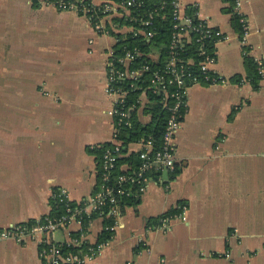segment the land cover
I'll list each match as a JSON object with an SVG mask.
<instances>
[{
	"label": "crops",
	"instance_id": "crops-1",
	"mask_svg": "<svg viewBox=\"0 0 264 264\" xmlns=\"http://www.w3.org/2000/svg\"><path fill=\"white\" fill-rule=\"evenodd\" d=\"M179 1L231 36L215 45L213 70L232 83L189 87L175 173L149 177L139 203L118 209L112 238L88 264H264V78L255 89L232 81L246 76L244 54L264 61V0H243L252 30L246 46L229 1ZM113 44L75 11L0 0V228L51 213L54 188L66 189L74 203L92 195L98 161L90 147L112 140L105 82ZM136 150L130 143L122 156ZM181 203L186 220L153 228ZM102 228L95 218L81 237L71 223L53 239H77L83 248ZM41 248L33 240L0 241V264H42Z\"/></svg>",
	"mask_w": 264,
	"mask_h": 264
},
{
	"label": "built area",
	"instance_id": "built-area-1",
	"mask_svg": "<svg viewBox=\"0 0 264 264\" xmlns=\"http://www.w3.org/2000/svg\"><path fill=\"white\" fill-rule=\"evenodd\" d=\"M42 2L53 5L58 10H72L81 13L91 23L94 31L98 35L111 37L114 41L113 46L107 51L106 60V82L105 93L110 98V108L108 114L113 122L112 130V148L106 149L101 160V177L107 180L110 170L114 167L117 158L123 155L121 143L117 140V133L123 124L128 123L130 112L133 110L141 111L147 104V91H152L161 96V103L168 112V118L163 134V143L159 150L154 151L153 143L150 139H141L135 143L137 146L136 153L139 154L141 164L138 170L133 171L131 175L120 176V183H130L138 185L136 192L141 195L146 189L149 178L146 176L149 172L169 171L172 172L175 165V135L180 127L183 113L186 111L187 91L190 86L195 84L205 85H227L232 83L231 80L220 75L213 70L217 61V54L214 50L215 45L219 42L227 41L230 35L224 33L218 28L212 27L205 19L199 16L197 7L193 5L183 6L179 0H172V34L168 46L169 59L159 69H155L150 77L149 83L140 86L138 83L141 77L147 71L151 70L149 63H143L138 67H130L138 57L148 58L150 62L158 61V51L152 49L146 53L139 50L133 52L126 51L122 55L115 53V45L118 42V34L124 36L143 35L146 40L152 36V32H143L141 27H135L130 22L134 20L131 16V6L134 0H126L123 3L114 0H91L92 8L78 5L74 2L65 3L61 0H41ZM231 15L239 16L240 32L236 33L239 42L246 46L247 40L252 33L248 18L243 12V0H231ZM99 7L101 15L92 13V9ZM123 18L124 22L117 24L113 18ZM93 20V23H92ZM140 24L149 25V21H141ZM193 34V40H192ZM195 41L197 43L196 53L198 56L197 67L200 75H194L191 72L194 60L192 57L179 58L177 52L184 45ZM259 80L264 78V61L256 58L254 60ZM172 83L175 86L173 91L167 89V84ZM250 83L243 77L235 84ZM139 91L137 99L131 103H126V97L129 91ZM94 146H91V148ZM123 194V190H119ZM127 195L130 191L126 192ZM51 199L62 203L65 214L59 218H54L46 214L34 223L10 224L0 228V241L13 240L18 243H25L27 240L37 241L41 245L39 256L42 264H88L98 256L107 245L109 240L103 242L89 243L78 251L63 253L61 244L53 239L54 232L59 229L68 227L71 223L80 225V236L83 237L87 226L92 222L88 219L86 228L82 226L83 215L90 216L91 213L99 212L106 202L112 203L108 215L116 218L114 224L106 229L113 231L117 224L119 211L113 189L103 187L95 194L80 203H73L66 189L54 188L51 192ZM178 213L162 214L158 219V224L153 228L165 229L174 219L186 220V206L180 204L177 206ZM112 238V237H111ZM80 240H73L72 245L79 243ZM75 245V244H74ZM127 264H130L128 262Z\"/></svg>",
	"mask_w": 264,
	"mask_h": 264
},
{
	"label": "trees",
	"instance_id": "trees-1",
	"mask_svg": "<svg viewBox=\"0 0 264 264\" xmlns=\"http://www.w3.org/2000/svg\"><path fill=\"white\" fill-rule=\"evenodd\" d=\"M59 1V0H52ZM65 3L74 2L78 5L87 6L92 8L91 0H61ZM118 3H123L126 0H114ZM172 0H134V4L131 6V16L134 18L130 24L135 27H141L143 32H152V36L146 40L143 35L131 36V34H126L124 36H118V42L115 45V53L117 55H122L126 51L133 52L134 50H139L142 53H146L152 49H156L158 51V61L150 62L148 58L138 57L130 67H138L143 63H149L151 70L147 71L141 77V81L138 83L140 86H145L149 83L150 77L155 72V69H159L163 66V64L169 59L168 54V46L170 43V38L172 34ZM229 1V7L227 8L228 12H231L232 5L231 0ZM94 14L101 15L99 7H95L91 11ZM82 15L81 13H79ZM114 23L120 24L124 22L123 18L114 17ZM149 21V25L140 24L141 21ZM231 21L233 28L236 33L240 32V23L239 16L231 15ZM93 23V20H92ZM193 40V34H192ZM197 43L192 41L184 47L180 48L177 52V56L179 58H187L192 57L194 60L193 66H191V72L194 75H200L197 67L198 56L196 53ZM244 61L246 66V78L250 81L253 88H257L259 77L256 70V64L253 60V57L244 54ZM241 76L232 77V81H239ZM167 89L169 91H173L175 89L174 84H167ZM139 91H129L126 97V103H133L138 97ZM147 104L144 109L141 110L143 116H147L148 120L146 122L140 121L139 111L133 110L130 112V116L127 124H123L117 133V140L121 143V150L126 151V147L130 143H136L141 139H150L153 143L154 151L160 149L163 143V134L165 130L166 121L168 118V112L163 107L161 103V96L152 91H147ZM181 113L184 114V109H181ZM182 120V119H181ZM113 146L111 142H106L102 144H98L95 147H90V151L94 153L96 159L98 161V173H97V183L95 189L92 194H95L103 187H109L113 189V194L116 198V204L121 213L124 211L125 207L135 206L140 201V195L136 192L138 185L130 184V183H120V176L131 175L133 171L138 170L141 160L138 153H130L127 156H121L117 158L114 162V167L110 170L109 176L107 180L103 181L101 177V160L102 155L106 149H111ZM123 166H126L125 168ZM171 175L175 173V165ZM160 175V171L157 172H149L147 173V177H151L153 179H157ZM119 190H123L124 193L120 194ZM127 191H130V194L127 195ZM72 207L75 204L71 203ZM182 204V203H181ZM180 205V204H179ZM112 206V203L106 202L105 205L100 209L99 212L91 213L90 216L83 215L82 218V226L86 228L88 225V219L92 220L95 218L102 217L103 219V228L101 230L100 235L98 236L97 242H103L111 239L113 235V231L106 229L105 227H110L116 221V218L108 215L109 209ZM178 213V209H173L168 211L166 214H176ZM54 218H59L63 214H65V209L62 203L56 202L51 199V213H49ZM159 219V218H158ZM158 219L154 222L153 226L158 224ZM35 221H31L28 223H34ZM84 247V246H83ZM62 252H75L78 251L81 247L75 245H67L65 243L61 244Z\"/></svg>",
	"mask_w": 264,
	"mask_h": 264
},
{
	"label": "rangeland",
	"instance_id": "rangeland-1",
	"mask_svg": "<svg viewBox=\"0 0 264 264\" xmlns=\"http://www.w3.org/2000/svg\"><path fill=\"white\" fill-rule=\"evenodd\" d=\"M57 232H59V231H57ZM57 232H56V233H57ZM57 234H58V233H57Z\"/></svg>",
	"mask_w": 264,
	"mask_h": 264
}]
</instances>
